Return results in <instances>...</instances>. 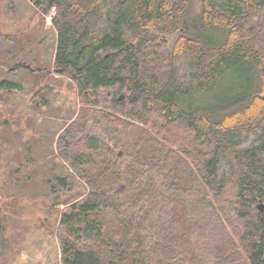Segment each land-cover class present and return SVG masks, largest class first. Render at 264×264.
I'll list each match as a JSON object with an SVG mask.
<instances>
[{"label": "trees", "instance_id": "16d2710c", "mask_svg": "<svg viewBox=\"0 0 264 264\" xmlns=\"http://www.w3.org/2000/svg\"><path fill=\"white\" fill-rule=\"evenodd\" d=\"M30 1L56 12L55 71L93 96L141 95L130 110L115 99L119 116L158 136L146 141L156 149L143 161L128 153L126 126L85 137L70 161L100 174L61 216V264H198L178 155L230 228L233 256L264 264V38L256 25L264 0ZM0 89L22 85L3 79ZM123 147L120 160L115 148ZM46 187L55 196L71 189L62 175Z\"/></svg>", "mask_w": 264, "mask_h": 264}, {"label": "rangeland", "instance_id": "374dc122", "mask_svg": "<svg viewBox=\"0 0 264 264\" xmlns=\"http://www.w3.org/2000/svg\"><path fill=\"white\" fill-rule=\"evenodd\" d=\"M55 14V10L42 13L30 0H0V81L22 85V91L0 89V264H61V216L86 198L88 181L100 174L94 165L78 169L70 161L76 150L84 148L85 137L110 130L123 133L126 126L128 142H133L128 153L140 161L156 149L146 141L158 140L154 129L119 116L118 109L124 106L115 99L130 110L131 101H141V95L113 89L93 96L82 92L70 75L55 71ZM260 22L258 33L264 38V14L256 25ZM178 133L183 139V133ZM140 137L145 142L134 145ZM126 150L115 148L116 158H126ZM191 165L178 155L176 174L187 190L183 200L188 205L197 263L243 264L233 256L236 243L230 228L209 204ZM60 175L68 178L71 189L63 188L55 196L46 183ZM116 188L122 191L124 183Z\"/></svg>", "mask_w": 264, "mask_h": 264}, {"label": "water", "instance_id": "95a60500", "mask_svg": "<svg viewBox=\"0 0 264 264\" xmlns=\"http://www.w3.org/2000/svg\"><path fill=\"white\" fill-rule=\"evenodd\" d=\"M261 209L263 210V208L261 207Z\"/></svg>", "mask_w": 264, "mask_h": 264}]
</instances>
